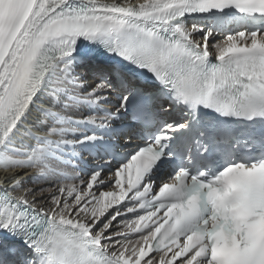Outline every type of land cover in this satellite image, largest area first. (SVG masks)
Masks as SVG:
<instances>
[{
	"label": "snow or ice",
	"instance_id": "snow-or-ice-1",
	"mask_svg": "<svg viewBox=\"0 0 264 264\" xmlns=\"http://www.w3.org/2000/svg\"><path fill=\"white\" fill-rule=\"evenodd\" d=\"M0 173V264H264V0H0Z\"/></svg>",
	"mask_w": 264,
	"mask_h": 264
},
{
	"label": "bare ground",
	"instance_id": "bare-ground-1",
	"mask_svg": "<svg viewBox=\"0 0 264 264\" xmlns=\"http://www.w3.org/2000/svg\"><path fill=\"white\" fill-rule=\"evenodd\" d=\"M191 23V22H190ZM221 39V37L220 36H217L216 37V40H220ZM0 174H2V173H0Z\"/></svg>",
	"mask_w": 264,
	"mask_h": 264
}]
</instances>
